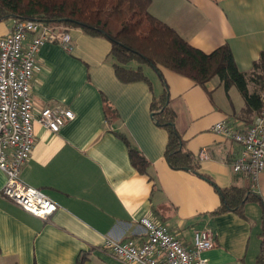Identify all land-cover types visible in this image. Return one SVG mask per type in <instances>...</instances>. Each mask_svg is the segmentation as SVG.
I'll return each instance as SVG.
<instances>
[{
  "label": "crops",
  "instance_id": "0c3cea01",
  "mask_svg": "<svg viewBox=\"0 0 264 264\" xmlns=\"http://www.w3.org/2000/svg\"><path fill=\"white\" fill-rule=\"evenodd\" d=\"M149 11L205 52L228 44L239 70L264 54V0H151ZM13 22L0 21V36ZM55 28L69 33L71 48L45 42L36 52L30 82L34 112L62 106L74 118L58 132L33 122L34 145L20 177L57 208L41 218L0 194V264H76L80 256L82 264H123L104 241L139 242L143 216L166 224L187 247L194 229H209L213 247L202 252L208 264H256L264 241V173L254 187L233 173L230 163L240 146L210 130L225 116L244 127L255 113L217 77L200 86L164 67L157 72L142 64L146 79L123 82L115 75L108 39L80 28ZM162 94L175 114L173 125L198 160L196 172L174 169L164 157L168 132L154 118L160 111L151 108ZM104 98L112 113L106 114ZM118 133L146 158V173L131 164ZM200 149L209 158L199 159ZM5 180L0 169V190ZM230 186L248 189L262 204L244 200L242 214H213L222 203L219 190Z\"/></svg>",
  "mask_w": 264,
  "mask_h": 264
},
{
  "label": "trees",
  "instance_id": "16d2710c",
  "mask_svg": "<svg viewBox=\"0 0 264 264\" xmlns=\"http://www.w3.org/2000/svg\"><path fill=\"white\" fill-rule=\"evenodd\" d=\"M151 0H0V21L35 19L45 24L80 28L90 35L103 36L110 42V57L117 78L123 82L146 79L142 64L152 66L160 72V66L190 78L195 84L204 86L217 77L227 91L235 86L244 99L245 109L258 114L264 107V54L252 62L248 70H239L228 44L223 43L205 52L182 38L174 28L153 16L149 11ZM130 61L138 62L135 68ZM154 116L160 126L166 128L168 140L164 157L174 169L197 171V158L185 147V142L173 124L175 114L165 94L159 104L151 108L159 111ZM106 114L114 110L104 98ZM128 150L131 164L141 173H146L148 161L131 143L129 138L118 133ZM222 203L213 214L234 211L242 214L244 200H255L262 204L258 195L248 189L230 186L219 190ZM264 220V216H263ZM264 241L256 264H264ZM83 256L76 264H82Z\"/></svg>",
  "mask_w": 264,
  "mask_h": 264
},
{
  "label": "built area",
  "instance_id": "2783aa9c",
  "mask_svg": "<svg viewBox=\"0 0 264 264\" xmlns=\"http://www.w3.org/2000/svg\"><path fill=\"white\" fill-rule=\"evenodd\" d=\"M28 35L31 38L24 46ZM45 42L71 48L67 31L35 19H14L11 31L0 36V169L6 176L0 194L41 218L49 217L57 204L20 177L34 145L33 122L58 132L74 118L73 111L62 106H43L34 112L30 87L34 56ZM210 130L240 146L230 163L231 171L254 187L258 175L264 173V107L249 125L235 127L225 116L214 122ZM197 156L207 159L209 153L200 149ZM139 223L144 231L139 242L113 238L104 241V247L123 264H208L202 252L213 247L209 229H194L192 245L187 247L170 233L166 224L146 216L139 218Z\"/></svg>",
  "mask_w": 264,
  "mask_h": 264
},
{
  "label": "rangeland",
  "instance_id": "374dc122",
  "mask_svg": "<svg viewBox=\"0 0 264 264\" xmlns=\"http://www.w3.org/2000/svg\"><path fill=\"white\" fill-rule=\"evenodd\" d=\"M48 25H49L50 27H55V26H57V24H54V23H49ZM143 64H144V63H143ZM232 94H234V95H238V97L244 101V99H243L242 95L240 94V92L238 91V89H237L235 86H233V85H232Z\"/></svg>",
  "mask_w": 264,
  "mask_h": 264
},
{
  "label": "water",
  "instance_id": "95a60500",
  "mask_svg": "<svg viewBox=\"0 0 264 264\" xmlns=\"http://www.w3.org/2000/svg\"><path fill=\"white\" fill-rule=\"evenodd\" d=\"M167 103V100L165 101V104ZM163 109V107L159 110L161 111ZM157 112H154V114H156ZM170 124H173L172 122Z\"/></svg>",
  "mask_w": 264,
  "mask_h": 264
}]
</instances>
